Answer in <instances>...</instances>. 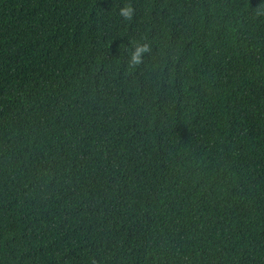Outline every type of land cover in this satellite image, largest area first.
Here are the masks:
<instances>
[{"label": "trees", "instance_id": "16d2710c", "mask_svg": "<svg viewBox=\"0 0 264 264\" xmlns=\"http://www.w3.org/2000/svg\"><path fill=\"white\" fill-rule=\"evenodd\" d=\"M0 264H264V0H0Z\"/></svg>", "mask_w": 264, "mask_h": 264}, {"label": "clouds", "instance_id": "9594fccd", "mask_svg": "<svg viewBox=\"0 0 264 264\" xmlns=\"http://www.w3.org/2000/svg\"><path fill=\"white\" fill-rule=\"evenodd\" d=\"M119 15L125 20H131L134 15V8L131 4H127L119 9ZM150 51V46L147 43L136 44L134 50L130 54L129 64L132 67L142 63L144 54Z\"/></svg>", "mask_w": 264, "mask_h": 264}]
</instances>
